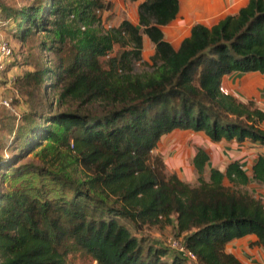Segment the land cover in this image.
<instances>
[{
    "label": "trees",
    "instance_id": "trees-1",
    "mask_svg": "<svg viewBox=\"0 0 264 264\" xmlns=\"http://www.w3.org/2000/svg\"><path fill=\"white\" fill-rule=\"evenodd\" d=\"M107 9L102 0L0 3L1 30L28 47L5 64L30 68L14 87L42 100L46 88L54 100L49 112L26 113L0 154V182H15L0 185V264H72L75 255L95 264H242L226 248L251 235L264 248V203L247 190L264 185V157L251 178L232 162L206 180L209 156L199 149L190 185L154 151L173 131L264 147V112L221 91L224 76L264 75V0L210 28L193 25L176 49L162 28L177 18L179 0H144L137 25L123 20L102 33L94 25ZM143 36L154 53L150 70L136 73ZM165 226L195 261L133 234Z\"/></svg>",
    "mask_w": 264,
    "mask_h": 264
},
{
    "label": "rangeland",
    "instance_id": "rangeland-1",
    "mask_svg": "<svg viewBox=\"0 0 264 264\" xmlns=\"http://www.w3.org/2000/svg\"><path fill=\"white\" fill-rule=\"evenodd\" d=\"M37 1L39 0H0V3L7 7L20 9ZM143 1L144 0H102V3L104 5H108L109 9L99 13L101 19L100 24L94 25V28H98V30L104 33L112 28H116L123 20H126L133 25H137L138 5ZM180 6L182 12L178 16V18L168 26L162 28L165 40L175 48L188 34L187 26L190 23L186 21V19L188 20L187 17H189L190 12H192L193 10L190 9V6L194 5L191 0H180ZM2 35L5 39L10 40V35L7 30L2 31ZM10 45L14 49L15 59H19L22 53H25L26 55L29 54L28 47L25 45L22 46L18 43V41L14 39L10 40ZM116 51H118V46H114L110 56L114 55ZM33 53L34 56L38 58V52L34 51ZM153 53V45L146 39L145 36H143L141 60L134 62V72L141 73L144 71H149L151 67L150 58ZM40 56L44 57L45 53L42 52ZM8 61L10 60L7 59L6 61H4V63L7 64ZM23 62H27V58H24ZM29 62L30 61L28 59V63ZM17 67L18 71L14 68L5 70L0 80V96L4 99L11 100L10 108L13 110L12 112L10 109H5L3 106L0 105L1 156H4L7 153L6 149L12 143L13 136L16 134V132L22 125L23 116L33 109H36L38 112L43 113L49 112L47 106L48 104L52 106L54 102L50 91H48L46 88L45 90H43L46 96V100L41 99V92L35 91L32 88L24 89L21 86L20 88H15L13 82L15 77H17V74H19V72H26V70H30V68H27L26 66L20 68L21 66L17 65ZM257 107L260 110H264V104L257 105ZM50 110L52 112L56 109L53 106ZM211 146H215V152L213 153V156L216 155L217 160H219V167L222 166L221 164L223 163H232L231 157H235L239 149H248L244 145L238 147L230 146L229 144L223 143L215 145L205 139L203 135L183 131H173L170 134L161 137L158 143V147L154 151V154H157L165 161L167 165V173H175L182 181L190 185H197V173L195 172L193 167V157L199 149L203 150L207 154L211 153ZM30 159H33L32 155L28 156L26 159H23V161H21L19 164H22V162L30 161ZM210 168L211 165L208 162V165L206 166L203 174L204 179L206 180L208 179ZM29 178L33 180L34 184H37V177L31 176ZM9 182L12 184L15 183L10 181L9 178H7L6 182H0V185L3 184L2 188L5 189L8 188ZM248 191L252 195L257 194V192L254 191V189L252 188H249ZM133 234L137 238H143L148 244H152L157 247H163L169 250L170 252H172L173 250V242H180L182 240V237L178 238L175 236L174 230L170 226H165L163 228H145L143 231L134 232ZM71 262L72 264H95V262L91 258L80 255H75L71 257Z\"/></svg>",
    "mask_w": 264,
    "mask_h": 264
},
{
    "label": "crops",
    "instance_id": "crops-1",
    "mask_svg": "<svg viewBox=\"0 0 264 264\" xmlns=\"http://www.w3.org/2000/svg\"><path fill=\"white\" fill-rule=\"evenodd\" d=\"M194 6H190L192 12H190L188 21L190 24L187 26L188 34L190 29L195 24H202L208 28L215 25L218 21L226 16L236 15L237 12L245 7L249 0H191ZM180 0H179V13L181 11ZM176 18V19H177ZM175 19V20H176ZM174 20V21H175ZM173 21V22H174ZM186 36V37H187ZM179 46V45H178ZM177 46V47H178ZM176 47V48H177ZM175 48V47H173ZM175 48V49H176ZM221 91L226 95L235 97L237 100L247 103L252 101L255 105L264 104V75L259 73H234L228 76H224L221 81ZM256 105V106H257ZM258 108V107H257ZM264 128V124L262 125ZM191 133V132H190ZM200 134L201 133H193ZM204 136V135H203ZM209 142H211L206 136H204ZM213 143V142H211ZM229 144L230 146H245L246 150L239 149L236 156L231 157L232 162H238L242 170L246 175L251 178L252 167L255 164L258 156L264 157V147L257 144H252L248 141L243 143L236 142H225L221 141L219 143L213 144ZM212 147V146H211ZM234 147V148H235ZM211 153H208L209 164L211 168L225 171L226 167L230 163H223L222 166L219 165V160H217L216 155L213 156L215 152V146L211 148ZM254 189L257 192L253 195L256 199H264V185L259 186L254 182H250L247 186ZM256 237L251 235L244 237L242 239L234 240L227 245V252L233 254L242 264H264V248L258 245H254Z\"/></svg>",
    "mask_w": 264,
    "mask_h": 264
},
{
    "label": "built area",
    "instance_id": "built-area-1",
    "mask_svg": "<svg viewBox=\"0 0 264 264\" xmlns=\"http://www.w3.org/2000/svg\"><path fill=\"white\" fill-rule=\"evenodd\" d=\"M13 55V48L9 44V42L3 37L1 27H0V80L2 77V74L5 70V63L4 61L6 59H9ZM0 105L3 106L6 109H10L12 112L13 110L10 108L11 100L10 99H4L0 96ZM264 112V110H262ZM16 115V114H15ZM172 244V243H171ZM172 249L180 254H182L184 257L191 261H195V256L187 251L180 242H173Z\"/></svg>",
    "mask_w": 264,
    "mask_h": 264
}]
</instances>
